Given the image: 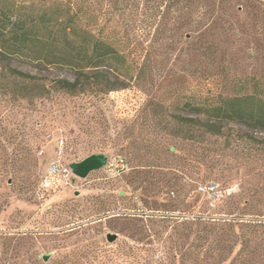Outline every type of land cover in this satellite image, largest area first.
I'll use <instances>...</instances> for the list:
<instances>
[{
	"label": "rangeland",
	"instance_id": "rangeland-1",
	"mask_svg": "<svg viewBox=\"0 0 264 264\" xmlns=\"http://www.w3.org/2000/svg\"><path fill=\"white\" fill-rule=\"evenodd\" d=\"M237 5L242 11L234 15ZM216 6L230 15L196 18L189 33L173 38L168 29L174 19H161L157 28L164 32L139 35L131 57L141 60L147 53V67L131 78L108 73L110 82L124 83L114 89H102L105 78L97 76L83 92L52 90L54 79H73L72 69L0 53V264H52L89 242L123 246L154 231L150 258L162 263L158 238L170 241L175 231L161 210L144 201L166 200L174 208L168 215H202L207 225L215 224L199 238L180 227L178 243L191 252L185 264L230 260L239 234L251 228L247 222L264 220V130L226 120L221 134L210 135L184 120L173 122L175 115H194L187 100L250 92L252 77L264 88V5L231 0ZM13 68L45 77L42 96L33 98L32 84L15 77ZM59 139L64 163L102 153L103 164L71 185L54 180L43 188ZM169 179L175 184L161 191ZM210 183L221 189L219 199L198 190ZM117 197L139 208L121 210ZM108 232L116 234L114 241H107ZM250 245L259 252L250 264H264V239Z\"/></svg>",
	"mask_w": 264,
	"mask_h": 264
},
{
	"label": "trees",
	"instance_id": "trees-1",
	"mask_svg": "<svg viewBox=\"0 0 264 264\" xmlns=\"http://www.w3.org/2000/svg\"><path fill=\"white\" fill-rule=\"evenodd\" d=\"M230 1L0 0V53L26 59L38 66L51 65L72 69L73 79H54L49 86L52 90L83 92L95 84L94 79L97 76L105 78V82L100 83L102 89H114L124 83L110 82L108 73H115L118 76L122 72L131 78L134 72L139 76L147 67V53L141 60L140 57L135 59L131 57L132 51L137 47L136 40L139 35L164 32L163 28H157V24L161 19L171 18L174 19L173 26L168 29L171 38L174 35L187 34L196 23V18L201 19L206 15L213 18L230 15L228 11L215 8L216 5ZM247 2L257 3L261 7L264 5V0ZM240 7L236 6L234 15L241 14ZM11 73L15 77L27 79L32 84L35 89L32 93L33 98L42 96V90H46L43 76L25 73L15 68L11 69ZM262 84L260 79L252 77L250 92L232 96L218 93L217 96L213 95L199 101L195 98L187 100L185 106L189 107L194 115L186 119L175 115L173 122L180 124L184 120L192 128H199L210 135L221 134L223 121L226 120L255 124L264 130ZM160 152L165 150L160 148ZM157 166L167 167L159 164ZM173 184L175 181L169 179L162 183L160 190ZM113 201L120 205L118 208L121 210L139 208L135 202L125 201L124 198L117 197ZM159 202L144 201V204L152 209L161 210L162 219L172 224L174 228L175 232L170 236L169 242L167 238H158L164 249V262L158 263L157 260L150 258L156 251L152 245V241L157 237V231H154L142 234L132 244L123 246L112 247L104 240L100 244L89 242L60 254L52 264H185L191 252L187 243H178V239L182 237L180 227L187 230L185 236L194 234V237L199 238L201 231L212 232L211 228H214L215 224L207 225L202 215L185 220L178 215H168L166 212L174 209L173 203L166 200ZM131 217L139 221L143 216L133 214ZM247 223L251 228L248 232L239 234L238 243L230 252L231 259H223L220 264L224 262L231 264L234 259H238V264H250L253 261L252 256L259 255L257 247L250 249V242L257 241L258 238L264 239L260 237L264 234V220L255 218ZM135 226L136 230L142 227L141 224Z\"/></svg>",
	"mask_w": 264,
	"mask_h": 264
},
{
	"label": "built area",
	"instance_id": "built-area-1",
	"mask_svg": "<svg viewBox=\"0 0 264 264\" xmlns=\"http://www.w3.org/2000/svg\"><path fill=\"white\" fill-rule=\"evenodd\" d=\"M63 140L59 139L55 147V154L53 158L49 161L46 168L45 175L41 179V187L51 188L53 187V182L56 180L58 184L71 185L74 177H76L69 164L63 162ZM43 150H39V154H42ZM121 167H125V164L121 162ZM202 193L209 197V199H219L222 195L221 189L215 183H210L205 186H200L199 189Z\"/></svg>",
	"mask_w": 264,
	"mask_h": 264
},
{
	"label": "water",
	"instance_id": "water-1",
	"mask_svg": "<svg viewBox=\"0 0 264 264\" xmlns=\"http://www.w3.org/2000/svg\"><path fill=\"white\" fill-rule=\"evenodd\" d=\"M103 160L104 155L102 153L91 154L83 158L81 161L70 163L69 166L75 176L85 177L91 170L101 167ZM106 239L108 242H112L116 239V234L108 232L106 234ZM42 258L46 261L48 259V255L44 254Z\"/></svg>",
	"mask_w": 264,
	"mask_h": 264
}]
</instances>
